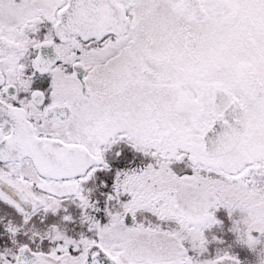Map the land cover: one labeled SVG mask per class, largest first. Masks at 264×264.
I'll use <instances>...</instances> for the list:
<instances>
[{"label": "snow or ice", "instance_id": "6c2138e0", "mask_svg": "<svg viewBox=\"0 0 264 264\" xmlns=\"http://www.w3.org/2000/svg\"><path fill=\"white\" fill-rule=\"evenodd\" d=\"M0 264H264V0H0Z\"/></svg>", "mask_w": 264, "mask_h": 264}]
</instances>
